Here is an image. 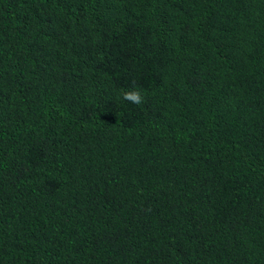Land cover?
I'll return each instance as SVG.
<instances>
[{
	"label": "trees",
	"instance_id": "1",
	"mask_svg": "<svg viewBox=\"0 0 264 264\" xmlns=\"http://www.w3.org/2000/svg\"><path fill=\"white\" fill-rule=\"evenodd\" d=\"M0 264H264V0H0Z\"/></svg>",
	"mask_w": 264,
	"mask_h": 264
},
{
	"label": "clouds",
	"instance_id": "2",
	"mask_svg": "<svg viewBox=\"0 0 264 264\" xmlns=\"http://www.w3.org/2000/svg\"><path fill=\"white\" fill-rule=\"evenodd\" d=\"M122 99L136 105H140L145 102V96L140 89L126 90L122 93Z\"/></svg>",
	"mask_w": 264,
	"mask_h": 264
}]
</instances>
